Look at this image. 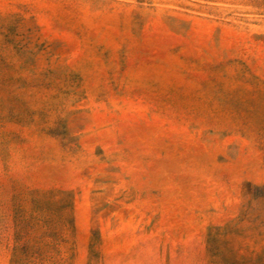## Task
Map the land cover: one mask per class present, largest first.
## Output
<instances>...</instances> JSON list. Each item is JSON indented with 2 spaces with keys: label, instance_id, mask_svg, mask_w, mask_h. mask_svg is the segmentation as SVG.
Here are the masks:
<instances>
[{
  "label": "rangeland",
  "instance_id": "rangeland-1",
  "mask_svg": "<svg viewBox=\"0 0 264 264\" xmlns=\"http://www.w3.org/2000/svg\"><path fill=\"white\" fill-rule=\"evenodd\" d=\"M0 264H264V0H0Z\"/></svg>",
  "mask_w": 264,
  "mask_h": 264
}]
</instances>
